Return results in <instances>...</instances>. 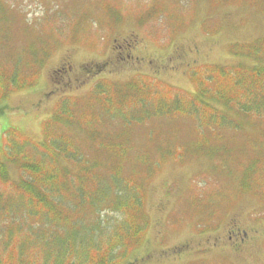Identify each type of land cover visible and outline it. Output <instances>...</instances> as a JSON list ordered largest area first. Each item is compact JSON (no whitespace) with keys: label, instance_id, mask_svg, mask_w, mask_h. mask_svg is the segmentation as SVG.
I'll use <instances>...</instances> for the list:
<instances>
[{"label":"rangeland","instance_id":"374dc122","mask_svg":"<svg viewBox=\"0 0 264 264\" xmlns=\"http://www.w3.org/2000/svg\"><path fill=\"white\" fill-rule=\"evenodd\" d=\"M152 1L0 0V44H12L4 54L21 57L30 44L46 54L35 85L9 94L0 103V146L10 130L40 141L42 126L53 111L69 108L70 117L74 110H85L84 104L69 106L71 102H84L93 91L95 95L107 91L117 94L133 74L146 72L154 78L153 85L157 79L173 90L191 93L186 77L193 70L189 69L226 64L225 48L228 50L232 43L253 45L249 52L237 50L251 59L246 62L247 68L261 52V44L255 41L264 40V0H159L155 9L160 14L153 19V26L138 24L136 15ZM150 28L159 32L158 39L149 36ZM119 45L122 49L117 48ZM125 55L132 58L121 61L119 57ZM236 62L235 69H239L241 64ZM197 72L202 77L208 75L200 67ZM241 72L248 80V75H260L262 69ZM153 91L156 93L151 95H158L159 91ZM160 97L165 104L166 99ZM150 98L135 96L129 107L142 103L149 111L156 106ZM114 110L118 112L119 108ZM139 116L140 112L136 113L134 120ZM148 117L145 114L134 123H147ZM93 121V117L86 119L88 124ZM212 122L235 130H228L220 138L222 133L216 135L215 140L223 139L210 143L217 153L212 157L207 149L194 148L196 133L206 125L193 129V122L183 115L167 119V127L154 135L145 136L139 129L143 135L136 139L144 148L134 145L132 156L139 162L150 159L156 163L150 164L152 175L140 183L149 226L141 244L120 264H192L196 259H202L203 264H264V190L258 194L241 191L235 181L264 145L258 137L250 138L254 135L250 124L240 126L225 115ZM63 125L61 133L68 136L69 130ZM239 132V137L232 135ZM91 148L88 145V150ZM219 153L230 158L221 163ZM260 164H264L263 159ZM232 182L236 190L246 194L242 200L210 202L207 197H214L222 183ZM234 213L237 224L230 219ZM205 228L211 231L206 233ZM243 231L247 236L252 234L260 251L243 248L237 254L233 252L228 232L239 242L244 238ZM205 233L209 238L201 236ZM198 247L203 248L201 255H191V250Z\"/></svg>","mask_w":264,"mask_h":264},{"label":"trees","instance_id":"16d2710c","mask_svg":"<svg viewBox=\"0 0 264 264\" xmlns=\"http://www.w3.org/2000/svg\"><path fill=\"white\" fill-rule=\"evenodd\" d=\"M155 1L145 4L138 14L136 10L138 24L153 26V19L160 14L155 9L160 1ZM147 33L152 39L159 38L155 28ZM255 42L261 44L264 53V40ZM8 46L12 47L9 41L0 44V103L9 94L35 85L38 67L46 56L30 44L21 57L16 54L14 58L4 54ZM253 48L252 44H233L229 53L234 49L235 55L243 56L237 50L249 52ZM131 58L119 57L122 61ZM241 66L243 70L247 67L246 63ZM236 67L226 64L203 68L207 76L198 72L191 75L195 88L191 93L173 90L157 79L153 85L150 74L139 72L117 94L107 91L95 95L93 91L86 101L71 102L69 106L84 104L85 110H74L70 117L69 108L53 111L42 126L38 142L22 137L18 130L8 131L0 146V264H117L141 244L149 216L140 183L152 175L150 164L156 163L150 159L139 162L132 156L134 145L144 148L136 139L143 135L139 129L145 136L154 135L163 130L161 125L167 119L183 115L193 122V129L206 125L196 133L197 138L214 143L217 134L222 133L220 138L233 130L212 122L225 115L240 126L250 124L254 131L250 138L258 137L264 145V59L262 65L245 69L249 73L262 69L260 75H248V80ZM148 88L159 91L158 95H151L156 92ZM135 96L152 97L156 106L149 111L142 103L129 107ZM139 112L138 118L149 116L147 123H134L133 116ZM88 117L94 118L91 124L86 123ZM62 124L69 130L68 136L61 133ZM203 148L210 152L209 157L217 154L210 145ZM263 154L264 150L257 151V156L248 160L242 177H236L241 190H264ZM212 196L215 202L234 200L222 187ZM205 229L206 233L211 231ZM251 235L249 240L233 243L235 254L256 247ZM201 250L193 248L191 255H201ZM252 251H260V247ZM192 264H203V260L196 259Z\"/></svg>","mask_w":264,"mask_h":264}]
</instances>
